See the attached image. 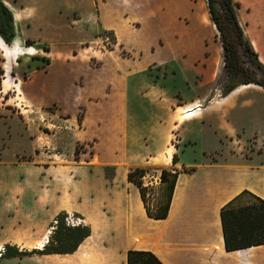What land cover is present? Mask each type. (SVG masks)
<instances>
[{
    "label": "crops",
    "instance_id": "crops-1",
    "mask_svg": "<svg viewBox=\"0 0 264 264\" xmlns=\"http://www.w3.org/2000/svg\"><path fill=\"white\" fill-rule=\"evenodd\" d=\"M99 1L98 5L97 0H90L89 17L83 16L78 8H70L75 16L67 15L63 21L67 28H79L84 34L78 41L64 44L40 35V25L23 13L27 7L17 0H4L19 15L18 18L13 15L12 43L16 40L18 45L30 40L35 51H40L39 55L41 52L51 54L45 56L46 63L43 56L34 57L32 61L38 64L33 66L26 65L25 58L20 56L17 58L20 65L17 59L14 61L15 69L29 68L30 75L22 80V89L19 84L28 101L25 111H34L38 114L36 118H48L59 125L50 133L52 136L65 134L64 141L71 150L77 143L92 141V154L98 156L102 167L114 166L117 171L124 157L136 160L122 171L119 183L111 185L114 194L125 196L122 207L112 209L110 243L104 247L105 254H92L86 260L80 259L79 264H116V255L120 257L118 264H125L127 249L151 250L164 264H264V243L226 250L220 220V210L227 203L242 206L252 200L249 195L264 199V87L253 83L245 88L239 85L226 95L214 88L223 54L222 50L216 51L213 35L204 31L197 33L195 40L180 36L176 46L170 47L179 62L178 67L168 66L164 61L141 62L142 50L125 48L119 28L103 14L104 0ZM263 9L264 1L255 9L257 18L251 27L258 44L255 51L264 64ZM237 18L252 44L238 14ZM200 19L207 29L209 18ZM129 20L131 18L124 19L125 27L134 29L130 28ZM101 30L114 31L118 45L130 53L101 52L99 65H92L90 57L79 49L85 48L82 44L95 41ZM162 46L163 43L158 42L156 47ZM150 66L154 68L150 70ZM70 70L76 72V77L67 85L66 73ZM176 76L179 81L172 87L168 81H176ZM16 77L21 81L18 73ZM35 77H39L41 83L33 82ZM42 91H50L56 98L44 101ZM196 102L202 103L200 111L184 112ZM177 108H181L185 118L178 120ZM0 110L6 108L0 106ZM247 127L254 128L249 135L245 134ZM151 158H161L164 163L156 169V177L162 168L177 172L165 218L148 217L138 187L127 180L130 169L147 168ZM36 167L51 173L50 166ZM190 168L192 170L184 171ZM60 179L67 181L66 176ZM244 190L248 196H240ZM37 196L38 206L44 209L50 206L49 215L53 219L66 209L60 201L62 193L55 191L49 206L41 187ZM43 220L46 221V217ZM65 255L69 254L39 256ZM14 260L3 262L9 264L5 262Z\"/></svg>",
    "mask_w": 264,
    "mask_h": 264
},
{
    "label": "rangeland",
    "instance_id": "rangeland-1",
    "mask_svg": "<svg viewBox=\"0 0 264 264\" xmlns=\"http://www.w3.org/2000/svg\"><path fill=\"white\" fill-rule=\"evenodd\" d=\"M17 1L21 6L30 9L24 10L23 13L25 16L29 15L28 18H33L36 24L40 25L42 33L40 35L64 44L78 41L83 37L82 30L67 28L63 20L67 18V15L75 16L69 11L72 7L78 8L84 13L83 16L89 17L90 0ZM97 1L99 5L100 1ZM203 1L206 13L201 6L202 0H104L102 11L104 16L109 18L116 28H119L125 48L142 50L141 62L164 61L168 63V66L178 67L179 62L171 54V48L176 46L175 42L180 36L186 35L195 40L197 33L204 31L208 35H213L212 39L215 41L216 51L222 50L220 32L211 19L207 0ZM263 1L235 0L238 2V17L243 21V26L249 32L248 36L256 44V48H258V44L253 38L251 25L255 23V18H257L255 9ZM96 10L98 11V8ZM262 16H264V11ZM125 18H131L129 20L131 22L130 28L133 27L134 29L125 27L123 23ZM200 18H209L207 29H204ZM55 29L56 33L54 32ZM97 36L95 41L82 44L85 48L79 49L90 57L92 65H99L101 52L108 54L111 50H115L123 55L130 53L129 50L122 48V45H118L114 31L101 30ZM209 40L211 39L209 38ZM158 42L163 43L161 48L156 47ZM19 46L23 49H21L23 53L18 56L21 59L25 58L28 66L36 65L37 62L32 61L36 56L45 58V56L51 55L43 52L39 55L40 51H35L33 54L25 53L26 48L32 46L31 43L25 41L19 43ZM6 60L0 49V89L5 74L4 64ZM15 60V58L13 60L9 58V78L20 84L22 89V80L27 79L30 75L29 68L19 66L15 69L13 65ZM16 62L20 65L19 59ZM44 65L43 63L42 66ZM153 68L150 66V70ZM17 73L21 81L17 79ZM66 74L69 77L67 85L72 84L76 72L70 70ZM250 74L255 79L261 78V75L256 71L250 72ZM35 78H33V82L41 83L39 77ZM175 79L176 81L172 79L168 81L172 87H176L177 81H179L177 76ZM198 79L201 80V77L199 76ZM225 79L222 64L220 72L213 82V87L218 88L220 93ZM31 92L39 96L34 90ZM40 95H43L44 101L56 98L50 91H42ZM18 96L21 99L16 98ZM26 104L28 101L25 95L18 94L13 88L6 94L0 92V106L6 108L5 111L0 110V247L3 249L5 244H15L20 249H41L37 245L45 239L44 237H47V242L51 224H53V218L49 215V204L54 199L55 191L62 193L60 201L66 206L64 211L67 222L69 224L81 222L89 225L92 236L83 241L76 251L69 255L41 257L34 254L14 258V261L5 263L79 264L80 259L86 260L92 254H105L103 252L104 247L106 243H110L112 209L114 207L121 208L125 196L121 193L114 194L111 185L116 182L119 183L122 171L134 164L136 160L124 157L117 171L114 170V166L102 167L98 156L92 154L93 150L90 148L92 141L77 143L71 150L64 141L65 134L58 133L52 136L51 133L54 132V129H47L44 126L46 124H43L38 117L36 118L38 114L34 111H25L29 107ZM49 109H52V106ZM81 114L82 109L79 110V118ZM176 117L178 120L185 118L181 113V108H177ZM253 129V127H247L245 134L249 135ZM41 164L50 166L51 173L43 169L39 171L36 166ZM162 164L164 163L161 158H151L147 173L142 179L143 182L153 180L156 177V169L160 168ZM54 166L55 168H53ZM62 176H66L67 181L61 180ZM54 179L56 180L54 181ZM40 187L46 205L49 206L48 209L41 208L37 204ZM150 188L148 199L155 205L156 200L162 198L160 183ZM151 208L154 210L155 206ZM45 217L46 221L43 220ZM47 231L49 232L47 233ZM116 258L118 259L116 264H118L120 257L116 255ZM3 260L6 261V259H0V264H4Z\"/></svg>",
    "mask_w": 264,
    "mask_h": 264
},
{
    "label": "trees",
    "instance_id": "trees-1",
    "mask_svg": "<svg viewBox=\"0 0 264 264\" xmlns=\"http://www.w3.org/2000/svg\"><path fill=\"white\" fill-rule=\"evenodd\" d=\"M207 7L211 19L220 32L223 54V68L225 82L221 87L222 95L228 94L242 84H257L264 87V64L259 60L258 54L249 39L244 34L237 18L238 2L234 0H207ZM222 9V10H221ZM225 13L228 25H224ZM15 36L13 14L4 0H0V37L6 44H11ZM25 42L31 43L30 40ZM44 59V58H43ZM46 62L47 60L44 59ZM251 69H250V68ZM256 71L261 75L255 79L250 72ZM13 72V71H11ZM172 162H176V155H172ZM192 168L184 171H190ZM147 168L135 167L127 172V180L139 189L146 215L151 218H165L168 214L170 200L173 194L177 172L165 168L160 170L159 183L162 198L156 200L155 205L148 199L150 186L145 185L143 177ZM248 196L242 191L240 196ZM245 196V197H246ZM252 200L248 203L234 207L231 203L225 204L220 210L223 241L226 250L246 248L264 243V199L249 195ZM155 206L153 210L151 207ZM91 233L87 224H68L66 212L60 211L53 219L51 231L47 242L41 249H20L15 244H5L0 251V259L22 258L34 254H71L82 241ZM125 264H164L151 250L127 249Z\"/></svg>",
    "mask_w": 264,
    "mask_h": 264
},
{
    "label": "bare ground",
    "instance_id": "bare-ground-1",
    "mask_svg": "<svg viewBox=\"0 0 264 264\" xmlns=\"http://www.w3.org/2000/svg\"><path fill=\"white\" fill-rule=\"evenodd\" d=\"M201 6L203 8V11L205 12V5H204L203 0L201 2ZM9 8L13 12L14 18H18L19 15H18V12L15 10V8L13 6H9ZM241 22L243 24L242 20H241ZM244 30H245L246 34L248 35L249 32L246 30V28H244ZM252 44H253V47L256 46V44L254 42H252ZM0 49L2 50L3 55L7 59L5 61V64H4L5 74H4L3 80L1 82L2 88L0 89V92L6 94L7 91H9V90H11L13 88L14 90L17 91L18 94H22V91H21V89L19 87V84L16 83V82H13L11 80V78H9V64H8V62H9V58H10V60H13L14 58L17 59L18 55H21L23 53L22 52L23 49L19 46V44L17 45L16 40L11 45H8L4 41H2L1 39H0ZM25 52H28L29 54H33L35 52V48L33 50L26 48ZM247 86H248V84H243V85L239 86V88H245ZM16 98H20L21 99L20 96H18ZM164 161L167 162V158L166 157L164 158ZM48 232L49 231H47V233ZM44 238L45 239L42 242L38 243V245H37L38 248H42L43 245L46 243V238L47 237H44ZM0 249H2V248L0 247Z\"/></svg>",
    "mask_w": 264,
    "mask_h": 264
},
{
    "label": "built area",
    "instance_id": "built-area-1",
    "mask_svg": "<svg viewBox=\"0 0 264 264\" xmlns=\"http://www.w3.org/2000/svg\"><path fill=\"white\" fill-rule=\"evenodd\" d=\"M27 49H34L32 46H29V48H27ZM25 53H27V54H29L28 52H25ZM202 103H200V102H196V103H194L192 106H190V107H188V108H186L185 109V111L184 112H186V113H193L194 111H200L201 109H202ZM185 113V114H186ZM40 120L42 121V123L44 124H46V125H44L45 127H47V129H54V128H57V127H59V125H55V124H53L48 118H40ZM159 177H155L153 180H151V181H149V182H147V183H144L145 185H148V186H150V187H152L153 185H155V184H157V183H159ZM66 222H67V220H66ZM68 223V222H67ZM78 223H80V222H75V223H72V225L73 224H78ZM69 224V223H68Z\"/></svg>",
    "mask_w": 264,
    "mask_h": 264
},
{
    "label": "flooded vegetation",
    "instance_id": "flooded-vegetation-1",
    "mask_svg": "<svg viewBox=\"0 0 264 264\" xmlns=\"http://www.w3.org/2000/svg\"><path fill=\"white\" fill-rule=\"evenodd\" d=\"M222 10V9H221ZM218 18H223V24L226 26V25H228V22H227V20L225 19V18H227L226 17V15H225V13H224V11H223V13H222V15L221 16H219Z\"/></svg>",
    "mask_w": 264,
    "mask_h": 264
}]
</instances>
